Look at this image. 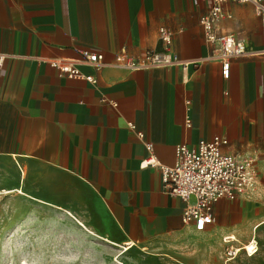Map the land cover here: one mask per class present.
Here are the masks:
<instances>
[{
  "label": "crops",
  "instance_id": "1",
  "mask_svg": "<svg viewBox=\"0 0 264 264\" xmlns=\"http://www.w3.org/2000/svg\"><path fill=\"white\" fill-rule=\"evenodd\" d=\"M194 1L0 0V202L23 216L65 213L114 247L178 264H204L206 245L220 238L234 237L233 246L255 240L264 225L260 18L251 4L223 6L232 18L221 22V33L251 53L233 59L223 80L220 63L204 60L210 47L199 19L210 1ZM160 28L172 33L171 52L181 62L197 64L95 72L81 63L82 53L100 54L105 64L121 51L142 57L159 48ZM48 59L74 61L95 84L58 75ZM214 137L227 140L224 154L255 161L258 184L236 201H217L214 222L196 232L183 224L184 203L167 194L159 170L141 168L144 144L172 167L177 145Z\"/></svg>",
  "mask_w": 264,
  "mask_h": 264
},
{
  "label": "built area",
  "instance_id": "2",
  "mask_svg": "<svg viewBox=\"0 0 264 264\" xmlns=\"http://www.w3.org/2000/svg\"><path fill=\"white\" fill-rule=\"evenodd\" d=\"M204 1V0H201ZM208 12L199 19L203 40L210 47V52L204 59L217 61L221 65V77L227 80L229 77L230 63L233 59L248 56L251 53L245 48L244 42L231 34L221 33L222 21L231 19L232 16L224 11L226 3L251 4L260 18L261 35L264 52V0H209ZM197 5V0L194 1ZM159 48L147 50L142 57L135 58L121 51L114 55L111 63H103V57L96 53H82L81 63L91 67L95 72L105 67H112L126 71H147L153 69H166L173 66H181L186 69L191 64L179 60L177 55L171 52L172 33L160 28L158 31ZM58 75L68 79L84 80L94 85L95 78L92 75H83L74 61L61 59H48L45 61ZM188 105V101L185 102ZM185 125L190 127L186 120ZM128 128L136 133L139 140L143 134L137 132L134 125L128 124ZM147 158L141 163V168H153L160 172L161 182L167 194L180 199L184 203L182 222L192 226L196 232L205 230L207 225L214 222L213 205L221 200L236 201L241 197L253 193L258 184V168L253 159L237 157L222 152V147L227 145L224 137H214L210 141H199L195 146L188 147L179 144L175 147L174 165L164 167L156 162L152 155V145L145 143ZM234 237H224L222 243L225 246V264L232 261L238 254L233 246ZM251 253L245 251L247 257H251L257 251L254 239Z\"/></svg>",
  "mask_w": 264,
  "mask_h": 264
},
{
  "label": "rangeland",
  "instance_id": "3",
  "mask_svg": "<svg viewBox=\"0 0 264 264\" xmlns=\"http://www.w3.org/2000/svg\"><path fill=\"white\" fill-rule=\"evenodd\" d=\"M34 215L15 213L0 202V264H178L137 248L123 253L120 248L83 231L65 213ZM77 219L95 235L106 238L102 231ZM256 229L255 254L247 257L243 251L251 253L253 244L249 241L252 237L248 242L236 239L234 246L239 253L226 264H264V225H257ZM224 253L222 238L220 242L206 245L204 264H225Z\"/></svg>",
  "mask_w": 264,
  "mask_h": 264
},
{
  "label": "bare ground",
  "instance_id": "4",
  "mask_svg": "<svg viewBox=\"0 0 264 264\" xmlns=\"http://www.w3.org/2000/svg\"><path fill=\"white\" fill-rule=\"evenodd\" d=\"M106 242H107V241H106ZM108 243H109V242H108ZM110 244H111L112 246H116V245H114V244H112V243H110ZM252 244H253V243H252ZM252 244H251V245H252ZM129 247H130V246H128V245H127V247H123V249H124V250H123V253L127 252V251L129 250ZM244 250L246 251V249H244ZM237 252L239 253V250H237Z\"/></svg>",
  "mask_w": 264,
  "mask_h": 264
}]
</instances>
